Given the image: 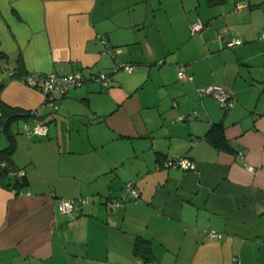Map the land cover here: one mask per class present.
Segmentation results:
<instances>
[{"label": "crops", "instance_id": "0c3cea01", "mask_svg": "<svg viewBox=\"0 0 264 264\" xmlns=\"http://www.w3.org/2000/svg\"><path fill=\"white\" fill-rule=\"evenodd\" d=\"M262 31L264 0H0V99L35 111L9 127L25 177L18 194L0 180V264H264ZM117 59L133 71L113 72ZM77 70L110 73L109 86L87 80L56 110L22 79ZM212 84L232 106L200 95ZM37 122L47 135L25 132ZM215 122L229 149L205 136ZM183 156L193 168L163 165ZM127 181L139 199L107 208ZM58 198L74 210L58 212Z\"/></svg>", "mask_w": 264, "mask_h": 264}, {"label": "built area", "instance_id": "2783aa9c", "mask_svg": "<svg viewBox=\"0 0 264 264\" xmlns=\"http://www.w3.org/2000/svg\"><path fill=\"white\" fill-rule=\"evenodd\" d=\"M201 28L200 22H195L191 25V30H198ZM218 38L222 36L221 32H218L216 35ZM261 38H264V31L261 33ZM105 44V40H103ZM241 43L240 40L231 39L227 46H233L235 44ZM118 52V50L112 48L109 49V53L112 57L114 54ZM119 69H123L127 72H131L134 69L132 64H127L125 62L120 61L119 59L115 60V65L113 66V71H117ZM177 77L179 79L191 80V76L185 72L183 66H180L177 71ZM23 81L39 90L44 96V103L49 106L50 108L56 110L58 108V104L56 101V95H64L66 94L71 88L80 87L83 83L87 80H93L99 82L103 87L109 86V76L104 72H98L95 74H91L90 76L86 77L80 70L71 72L69 74L61 75L58 73H47L41 74L38 72H30L25 74L22 77ZM200 95H210L213 96L218 106L221 109H227L233 105L234 99L230 89L223 87L221 85H207L199 89ZM30 114H35V111H31ZM196 113L194 112L190 115L189 118L195 117ZM179 119H183L179 117ZM25 132L28 135H34L37 137L45 136L48 132L47 124L37 122L34 125L30 126L28 124L25 125ZM1 166H6L4 162L0 163ZM164 166H171V167H179L183 170H188L193 168V163L187 157H176L173 159H168L163 163ZM160 166H156L159 168ZM248 168H251L247 166ZM25 173L23 168H11L10 174L21 176ZM15 192V190H13ZM21 193V192H19ZM28 193V192H26ZM140 197V191L138 187L132 181H127L121 189L118 191L117 195L108 197L105 199L104 204L109 209H115L118 205L119 201L122 200H132L136 201ZM79 203H86L90 199L89 197H77L76 199ZM75 199H65V198H58L57 200V211L63 214H70L75 208ZM219 236L218 233L215 232H208L209 239H214Z\"/></svg>", "mask_w": 264, "mask_h": 264}, {"label": "trees", "instance_id": "16d2710c", "mask_svg": "<svg viewBox=\"0 0 264 264\" xmlns=\"http://www.w3.org/2000/svg\"><path fill=\"white\" fill-rule=\"evenodd\" d=\"M106 74L110 76V73ZM13 75L14 74H12V76ZM1 87L2 84H0V89ZM30 112L16 113L12 107L6 105L0 99V124L2 125L3 131H5L9 139L8 145L5 148L0 149V163L4 162L6 164V166L0 165V180L3 186H11L12 189L15 190L16 194L20 192L18 188L24 184L25 173L21 176L10 174V169L16 167L12 166L10 163L11 154L14 149V140L12 134L9 131V127L11 122L18 118V116L27 117L30 115ZM205 136L215 146L223 149H229V145L224 138L223 125L220 122L212 123ZM134 252L135 254L139 255L143 261H149L151 258L150 242L142 238H136L134 243Z\"/></svg>", "mask_w": 264, "mask_h": 264}]
</instances>
